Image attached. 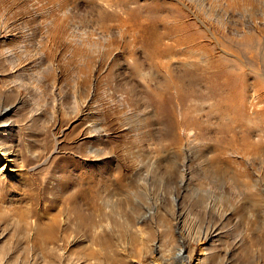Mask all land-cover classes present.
I'll return each instance as SVG.
<instances>
[{
	"label": "rangeland",
	"instance_id": "1",
	"mask_svg": "<svg viewBox=\"0 0 264 264\" xmlns=\"http://www.w3.org/2000/svg\"><path fill=\"white\" fill-rule=\"evenodd\" d=\"M0 264H264V0H0Z\"/></svg>",
	"mask_w": 264,
	"mask_h": 264
},
{
	"label": "bare ground",
	"instance_id": "2",
	"mask_svg": "<svg viewBox=\"0 0 264 264\" xmlns=\"http://www.w3.org/2000/svg\"><path fill=\"white\" fill-rule=\"evenodd\" d=\"M236 1V0H235ZM245 2H251V0H244ZM242 2V1H241ZM187 39H190V38H187ZM186 38H183V39H180V41H185V40H187ZM48 240V239H47Z\"/></svg>",
	"mask_w": 264,
	"mask_h": 264
}]
</instances>
